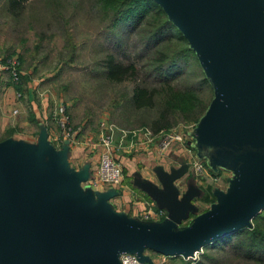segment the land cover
Segmentation results:
<instances>
[{"label": "water", "instance_id": "95a60500", "mask_svg": "<svg viewBox=\"0 0 264 264\" xmlns=\"http://www.w3.org/2000/svg\"><path fill=\"white\" fill-rule=\"evenodd\" d=\"M194 50L212 90L200 158L229 166L227 194L181 226L173 207L163 222L130 220L95 205L55 152L0 142V264H121L149 249L183 257L248 226L264 208V0H155Z\"/></svg>", "mask_w": 264, "mask_h": 264}, {"label": "rangeland", "instance_id": "374dc122", "mask_svg": "<svg viewBox=\"0 0 264 264\" xmlns=\"http://www.w3.org/2000/svg\"><path fill=\"white\" fill-rule=\"evenodd\" d=\"M145 26V21L132 26L111 25L96 0H0V62L7 71L3 79L13 84L6 64L15 62L21 71L22 87L29 78L37 82L40 91L47 90L56 104L65 105L71 126L76 131L92 134V141L100 145L110 124L114 126L112 144L120 132L131 135H141L147 130L154 132L148 122L155 117L156 108L137 109L129 104L128 98L136 82L143 77L150 80L144 75L143 65L153 50L161 44L171 50L179 46L173 38L164 37L153 44L149 40L150 28ZM108 58L112 63H132L137 72L128 69L121 79H110L105 70ZM178 63L181 69L173 83L180 88L198 89L204 100L211 98L210 88L205 83L201 86L205 74L197 57L189 54ZM18 92L21 94L17 91V97L21 96ZM211 112L212 98L198 121L177 119L163 130L180 131L191 140L187 144L194 146L193 134L201 139L205 137ZM225 175L221 173L211 180L224 187L226 181L222 176ZM203 206L208 208L206 204ZM260 211L264 214V209ZM260 225L263 232L264 219ZM226 237L202 246L194 258L175 256L171 264H220L224 259L223 264H258L233 255L231 247L237 237ZM221 243L225 246L218 247Z\"/></svg>", "mask_w": 264, "mask_h": 264}, {"label": "crops", "instance_id": "0c3cea01", "mask_svg": "<svg viewBox=\"0 0 264 264\" xmlns=\"http://www.w3.org/2000/svg\"><path fill=\"white\" fill-rule=\"evenodd\" d=\"M5 71L0 62V142L36 153L44 161L49 159L52 149L55 167L76 176L77 188L95 205L103 203L116 216L151 223L163 222L172 208L177 207L182 222L203 209L204 213L217 206L227 194L233 177L231 167L214 163L204 153L200 158L205 172L196 174L192 164L198 158L197 148L187 144L190 139L184 136L182 142L173 141L162 147L159 131L147 130L141 135L118 133L112 155L121 166V179L118 183L100 181L97 167L101 145L92 141V134L78 129L74 142L62 139L59 128L51 120L55 99L47 90L40 91L38 83L30 78L22 89L17 88L7 78L3 79ZM17 91H21V96H16ZM221 173L226 174L222 176L226 181L224 187L213 181ZM144 213H149V219H142ZM142 255L151 264H171L175 257L149 249H144Z\"/></svg>", "mask_w": 264, "mask_h": 264}, {"label": "trees", "instance_id": "16d2710c", "mask_svg": "<svg viewBox=\"0 0 264 264\" xmlns=\"http://www.w3.org/2000/svg\"><path fill=\"white\" fill-rule=\"evenodd\" d=\"M8 3L10 5V2ZM96 3L104 17H108L111 25L132 26L145 21V27L150 28L149 40L153 44L163 37L164 39L169 38L168 40L173 38L178 43V49L171 50L165 48L168 45L161 44L160 48L153 50L151 56L143 65L144 75L147 78L150 77V80L143 77L141 81L136 82L128 98L129 104L137 109L152 110L156 108L155 117H151V121L148 122L152 131L158 132L167 129L177 119L191 122L198 121L213 96V90L206 77L203 80L204 82H201V86L205 83L212 94L211 98L207 97L206 100L201 97L198 89L194 87L180 88L173 83L175 74L179 73L181 69L178 60H186L189 54L196 59V55L164 9L155 0H96ZM12 4H15L14 1ZM19 57V60H21V56ZM107 60L109 62L106 63L105 70L110 79H121L128 69L134 73L137 72L132 63H112L111 58ZM3 62H6V60L4 59ZM20 84L15 85L17 88L22 89ZM263 219L264 214L259 211L251 219L252 225L250 223L248 226L225 235L226 238H229L230 235L237 237L231 247L233 255L242 256L258 264H264V231L260 230V222H263ZM190 221L191 219L182 221L181 226H187ZM224 243L227 242L224 241ZM224 243L218 244V247H224ZM225 261L226 259L222 260L220 264Z\"/></svg>", "mask_w": 264, "mask_h": 264}, {"label": "built area", "instance_id": "2783aa9c", "mask_svg": "<svg viewBox=\"0 0 264 264\" xmlns=\"http://www.w3.org/2000/svg\"><path fill=\"white\" fill-rule=\"evenodd\" d=\"M6 68L9 71V75L13 84L21 83V71L17 68L15 62H7ZM18 94H20L18 92ZM21 95V94H20ZM16 112V110H14ZM51 119L57 125L60 130V137L68 141L74 142L75 140V129L71 126L69 116L65 105L62 103H55L54 107L51 109ZM113 125H108V132L104 137H101L102 149L100 151L99 164L97 167L98 178L102 182L106 183H118L121 179L122 169L117 160L114 159L112 155V131ZM160 137V145L162 147H167L173 141L182 142L184 134L180 131L175 130H162ZM193 170L196 174H201L205 172V165L201 158H196L193 160ZM149 213H144L142 216L143 220L149 219ZM199 253L195 250L193 254L186 256L185 258H194ZM118 261L121 264H149L147 261L142 260L139 256L130 251H121L118 253Z\"/></svg>", "mask_w": 264, "mask_h": 264}]
</instances>
